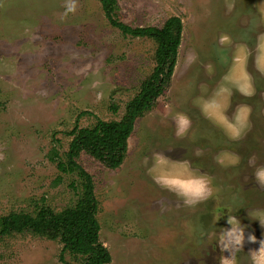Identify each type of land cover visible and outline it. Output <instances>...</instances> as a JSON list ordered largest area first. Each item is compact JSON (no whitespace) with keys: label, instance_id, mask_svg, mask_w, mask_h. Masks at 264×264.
I'll list each match as a JSON object with an SVG mask.
<instances>
[{"label":"rangeland","instance_id":"1","mask_svg":"<svg viewBox=\"0 0 264 264\" xmlns=\"http://www.w3.org/2000/svg\"><path fill=\"white\" fill-rule=\"evenodd\" d=\"M260 2L118 0L123 23L161 28L177 16L183 33L171 82L154 108L136 120L122 164L111 169L85 152L78 158L94 181L100 242L112 256L109 264L212 262L197 252L194 238L179 233L176 238L172 231L166 236L168 226L158 224L163 218L169 222L196 215V208L185 206L149 175L156 153L211 176L220 187L213 186L212 198L241 200L247 210L250 205V210L264 209V187L255 182L249 166L253 155L257 164H264V77H256L258 95L251 99L227 82L239 77L240 68V63L230 62L229 39L241 43H235L233 51L240 62L248 51L241 45L252 43L246 32H263L256 11ZM64 11L65 0H0V217L14 212L35 215L43 206L55 212L73 207L78 194L71 185L80 184L79 178L59 171L49 158L52 150L65 161L72 140L66 133L76 124L92 127L99 119L120 120L156 66V42L124 35L110 24L100 0H77L75 13ZM222 34L229 37L225 45ZM228 88L241 104L251 103L258 118L248 124L242 140L202 128L190 111L204 104L199 99ZM185 113L193 120L180 132ZM223 151L237 155L239 162L219 165L215 156ZM258 203L263 208H257ZM175 247L186 251L174 254ZM62 251L59 241L14 234L0 241V264H82L80 257Z\"/></svg>","mask_w":264,"mask_h":264},{"label":"trees","instance_id":"2","mask_svg":"<svg viewBox=\"0 0 264 264\" xmlns=\"http://www.w3.org/2000/svg\"><path fill=\"white\" fill-rule=\"evenodd\" d=\"M100 2L110 24L124 35L147 37L156 42V66L153 73L143 81L139 94L127 104L126 113L120 120L99 119L92 127H80L76 124L66 133L72 140L65 161L59 157L56 148L52 150L49 158L57 163L59 171L79 178L80 184L76 185L77 181H74L71 185L78 194V201L73 207L55 212L52 208L43 206L35 215L14 212L0 217V241L14 234L39 235L62 243V253L69 252L80 257L82 264H109L112 256L100 242L101 227L97 218L99 201L93 178L79 164L78 158L85 152L111 169L122 164L136 120L154 108L171 82L183 33L180 17L169 18L161 28L131 27L118 18V0ZM114 109L116 110L115 107Z\"/></svg>","mask_w":264,"mask_h":264},{"label":"clouds","instance_id":"3","mask_svg":"<svg viewBox=\"0 0 264 264\" xmlns=\"http://www.w3.org/2000/svg\"><path fill=\"white\" fill-rule=\"evenodd\" d=\"M76 10L77 0H65V15L75 13ZM256 11L260 18L264 19V0H261L258 4ZM222 39L228 40L229 37L224 36ZM257 48L262 54L259 58V67L264 70V33H260L257 36ZM239 90L245 95L251 94L250 85H245ZM221 91L224 90L221 89ZM201 110L204 111L203 106H201ZM248 113L249 109L247 106H239L230 119L226 115L221 117L220 123L231 140H239L245 135L248 128ZM189 124L190 120L182 115L180 132L186 130ZM215 160L222 167H228L236 165L239 162V157L234 153L223 151L215 156ZM256 160L257 157L255 155L251 156L249 158V166L253 167L252 175L255 182L260 187H264V164H257ZM145 164L148 165L147 158L145 159ZM162 165H169V167L165 169ZM147 170L157 184L174 193L182 200L185 206H196L213 196V178L207 173L191 168L187 162H171L170 158L156 153L153 155L151 166ZM249 216L253 220H258L264 226V209L250 210ZM228 223L231 228L224 229L220 233L218 240L222 253L219 257V264H236L235 253L242 248L245 241L244 228L236 216L228 215ZM248 239L253 242L256 241L255 235H250ZM224 252H229L230 255L225 256L223 255ZM250 256L253 264H264V241H261L259 250L252 251Z\"/></svg>","mask_w":264,"mask_h":264},{"label":"flooded vegetation","instance_id":"4","mask_svg":"<svg viewBox=\"0 0 264 264\" xmlns=\"http://www.w3.org/2000/svg\"><path fill=\"white\" fill-rule=\"evenodd\" d=\"M213 186L217 185L214 184ZM217 187L220 188L219 186ZM233 203L236 204L233 206ZM240 204L241 200L237 199L233 202H229V200L212 198L195 206L196 215H180L179 217H172V220L169 222H167V218H163L166 220L163 223L159 221L158 224L168 226L169 229L167 230V233L168 231H172L173 233H170L176 238L178 233L179 236L187 237L190 240L191 238H194L192 241H197L195 244L197 252L206 257V259L210 257V261H212L210 264H219V261L216 260L217 258L215 257H218L221 253V249L218 245L220 233L224 229L231 228V225L228 223V215L236 216L245 231V241L242 248L236 252L237 261L239 260L237 264H253L250 253L252 251H258L261 247V241H264V226H262L258 220H253L248 215L251 205L247 210L245 205ZM257 208H263L262 204L258 203ZM184 211L187 213V210ZM169 235V233L166 234V236ZM172 235H170V237ZM250 235H255L256 241H250L248 239ZM212 237H216L217 241H211ZM177 251L182 253L186 250H181L179 247H175L174 254ZM188 264L197 263L193 262V259H189Z\"/></svg>","mask_w":264,"mask_h":264},{"label":"crops","instance_id":"5","mask_svg":"<svg viewBox=\"0 0 264 264\" xmlns=\"http://www.w3.org/2000/svg\"><path fill=\"white\" fill-rule=\"evenodd\" d=\"M261 26H263V32L264 33V19H261ZM222 37H224L225 35L222 34ZM258 36L257 33L255 32H251L248 31L246 32V37L247 38H251L250 40H252V43L248 44V41H245L247 44H243L241 45L243 48H247L248 51L246 54H244V58H241V61L239 62L240 58L238 54H233L234 48H236V44H241L239 42L234 41L233 38L229 39V42L231 40V47L229 52L231 53V60L230 62L232 63H240V68L239 71H237V75H239V77L237 79H235L234 81L232 80H228L227 82L234 84L235 86V91H237L236 93H239V95L241 96H245V98H254L255 95L257 94V82H256V77L258 76V78H263L264 77V70H262L259 67V58L262 55L258 48H257V39L256 37ZM246 37L244 39H246ZM221 41H225L223 39H221ZM236 43V44H235ZM223 45H225V43L223 42ZM230 45V44H228ZM237 55V56H236ZM236 64V65H237ZM245 77H247V79H245ZM263 80V79H262ZM245 85H250V91L251 94L250 95H245L243 94L242 91H240L239 89L245 87ZM261 90H258V92H260ZM210 95V94H209ZM234 94H230L229 92V88L228 91L226 92H221L212 95L211 98H203V99H199L201 101H203L204 104H197V106H194V109L190 110V111H194L195 113V121L200 122L202 125V128H205L207 126H211V128H216L221 130L222 134H224L226 136L227 139H230L225 130L224 127L221 125L220 123V119L221 117H224V113H227V118H231L233 116V114L236 112L237 108L239 106H247L249 109V113H248V124L251 125V121H253V123L256 122V120L258 118H256L255 116L253 117V105L248 104H241L239 98H237V100H235V96H233ZM261 100V98L259 99ZM201 106L204 107V111L201 110ZM182 116V115H181ZM180 116V118H181ZM183 116H186L189 120H193L192 117L185 113L183 114ZM248 129V128H247ZM218 130V131H219ZM248 130H246L247 133ZM245 133V134H246ZM245 136V135H244ZM244 136L241 138V140L244 138ZM225 138V137H224Z\"/></svg>","mask_w":264,"mask_h":264}]
</instances>
